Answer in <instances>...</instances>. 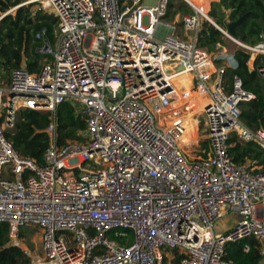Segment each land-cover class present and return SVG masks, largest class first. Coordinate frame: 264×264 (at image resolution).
<instances>
[{
	"label": "built area",
	"instance_id": "1",
	"mask_svg": "<svg viewBox=\"0 0 264 264\" xmlns=\"http://www.w3.org/2000/svg\"><path fill=\"white\" fill-rule=\"evenodd\" d=\"M41 8L57 27L52 37L45 26L35 34L40 70L14 68L0 87V224L12 245L29 264H165V250L183 253L181 264H233L226 244L253 238L264 264V166L230 153L235 142H254L264 156V127L242 123L239 104L254 95L237 75L226 89L228 66L217 63L225 52L199 44L208 21L222 36L215 50L228 41L234 54H249L251 70L264 39L239 40L190 0H43ZM183 74L189 88L174 81ZM190 91L205 130L183 141ZM63 102L85 129L60 144ZM26 108L49 112L42 163L5 135ZM231 213L240 219L216 233ZM25 225L41 229L37 256L19 238Z\"/></svg>",
	"mask_w": 264,
	"mask_h": 264
},
{
	"label": "trees",
	"instance_id": "2",
	"mask_svg": "<svg viewBox=\"0 0 264 264\" xmlns=\"http://www.w3.org/2000/svg\"><path fill=\"white\" fill-rule=\"evenodd\" d=\"M36 3L28 0H0V17L5 14L0 19V75L5 81L10 80L11 70L20 67L23 59L28 72L35 73L40 70L39 60L42 57L34 52L37 44L35 34L45 26L48 35L52 37L57 27V19L41 7L32 9ZM208 15L220 24L246 15L243 23L235 28L234 36L249 44L260 42L261 35L264 36V0L212 1ZM217 43H222L221 33L211 23L204 21L199 44L213 52ZM223 48L224 46H218L217 51ZM233 60L234 64L228 66L225 72L226 89L231 91L233 77L239 76L243 81V88L254 95L251 100L240 102L241 121L253 129L264 127V80L258 71V67L264 66V54L255 57L251 70L248 67L249 54L236 51ZM209 69L214 70V67L210 65ZM56 116L60 144L82 138L80 132L85 129V122L75 114L71 103H60ZM49 120V112L21 109L16 113L14 127L6 130L5 135L18 153L42 163L43 153L48 146V137L44 130ZM230 153L238 163L256 159L264 166V156L254 142H235ZM19 238L31 246L22 229L19 231ZM9 241L8 225L1 223L0 264H29V257L21 248L10 245ZM244 244L249 245L247 252L243 250ZM225 252V259L233 264H260L261 261L258 243L253 238L228 242ZM165 254V264H181L180 260L184 256L177 250H165Z\"/></svg>",
	"mask_w": 264,
	"mask_h": 264
},
{
	"label": "rangeland",
	"instance_id": "3",
	"mask_svg": "<svg viewBox=\"0 0 264 264\" xmlns=\"http://www.w3.org/2000/svg\"><path fill=\"white\" fill-rule=\"evenodd\" d=\"M28 1H33V0H28ZM42 1L43 0H36V4L33 5L32 9H37L42 7ZM194 5L200 7L203 11H206L208 9L209 6V2L214 1V0H196L195 2H193L192 0H190ZM158 2V0H142V4L144 6L150 7V6H154L156 5ZM143 22L146 24L148 22V16L144 15L143 16ZM228 50V51H227ZM234 46L231 45L228 41H226V44L224 46V48L222 50L219 51H214L212 53H214L212 56L216 55L217 53H222V52H226L224 53V59H221V61L218 64H222L224 66H230L232 64H234V60H232V58H234ZM217 52V53H215ZM43 61H41L42 63ZM183 76V75H182ZM184 77H176L175 78V83H178V85H181L180 82L182 84H184L187 88H189V82L188 83H184ZM8 84V81H5V79L3 77H1L0 75V87H5ZM192 92V94L190 93L191 97L189 98L190 103L192 104L191 106H194V109L197 112V116H195L198 120H199V126L196 127L195 129L190 126V134L188 137H191L192 140L196 141L197 138H195V135L197 133V131H204L205 127H204V122L202 119V116L200 113L201 111V104L197 103V100L195 98H197V95ZM78 109L76 107H74V112L75 114H77ZM189 139V138H188ZM8 169V168H7ZM237 220V215L235 213H231L223 218H221L218 222L215 223L214 225V230L216 233H220L224 230L225 226H230L233 223H235V221ZM25 238L31 243V246L28 245L29 249L31 250V254L32 256H37L39 253V242H40V237H41V229L35 225H25L23 227H21Z\"/></svg>",
	"mask_w": 264,
	"mask_h": 264
},
{
	"label": "bare ground",
	"instance_id": "4",
	"mask_svg": "<svg viewBox=\"0 0 264 264\" xmlns=\"http://www.w3.org/2000/svg\"><path fill=\"white\" fill-rule=\"evenodd\" d=\"M196 7H198V6H196ZM198 8H200V7H198ZM180 84H182V83L180 82ZM176 85H178V83H176ZM190 93L192 94L191 91H190ZM201 110H202V107H201ZM201 113L202 112L200 111L199 114H201ZM194 114H195V116H197V112L194 109V106H192V110L189 111L185 116H183L181 118L182 119V122H183V125L185 126V130H184L183 137H182L183 138V141L189 138L188 136L190 134V126H192L193 128L199 126V120L194 116ZM201 116H202V119H203L204 118L203 117V114H201ZM181 119L180 118H176L175 120L179 121Z\"/></svg>",
	"mask_w": 264,
	"mask_h": 264
},
{
	"label": "water",
	"instance_id": "5",
	"mask_svg": "<svg viewBox=\"0 0 264 264\" xmlns=\"http://www.w3.org/2000/svg\"><path fill=\"white\" fill-rule=\"evenodd\" d=\"M6 14H7V13H6ZM4 15H5V14H4ZM4 15H3V16H4ZM3 16H1L0 19H1ZM245 16H246V15H242V16L238 17L237 19L230 20V21L227 22V27H228V30H229L230 34H232L233 36L235 35V28H236L237 26H239L240 24L243 23V21H244V19H245ZM263 39H264V36L261 35V40H263ZM239 219H240V216L237 215V220H239ZM237 220H236V221H237ZM236 221H235V222H236ZM232 225H234V223H233ZM232 225L227 226V227L225 226L224 230H225L226 228L231 227Z\"/></svg>",
	"mask_w": 264,
	"mask_h": 264
},
{
	"label": "crops",
	"instance_id": "6",
	"mask_svg": "<svg viewBox=\"0 0 264 264\" xmlns=\"http://www.w3.org/2000/svg\"><path fill=\"white\" fill-rule=\"evenodd\" d=\"M214 1H217V0H214ZM212 2V1H211ZM211 2H209V6H208V9L206 10V12H208L209 11V9H210V3ZM228 51V50H227ZM226 53V52H225ZM234 58H232V60H233ZM41 61H44L43 60V58L42 59H40L39 60V62L41 63ZM43 63V62H42ZM41 63V64H42ZM233 65V64H232ZM229 66V65H228ZM20 67H23V68H25V59H23V61H22V64H21V66ZM179 77H184V83H188L189 82V80H190V76L189 75H187V74H183V76H179ZM196 127H194V129H195ZM26 245H27V243L25 242V241H23ZM9 244L10 245H12V243H11V241H9ZM13 246V245H12ZM28 246V245H27Z\"/></svg>",
	"mask_w": 264,
	"mask_h": 264
}]
</instances>
